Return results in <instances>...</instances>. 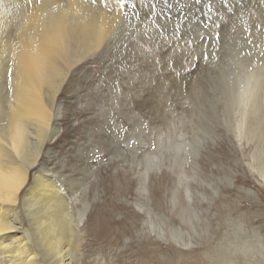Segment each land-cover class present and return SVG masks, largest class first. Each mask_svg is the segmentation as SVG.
Returning a JSON list of instances; mask_svg holds the SVG:
<instances>
[{"label": "rangeland", "instance_id": "1", "mask_svg": "<svg viewBox=\"0 0 264 264\" xmlns=\"http://www.w3.org/2000/svg\"><path fill=\"white\" fill-rule=\"evenodd\" d=\"M5 1L1 146L19 93V37L41 18H55L49 29L60 20L64 34L67 61L45 91L52 116L62 104L61 131L33 121L22 131L26 150L44 142L42 159L57 155L48 166L62 182L70 264H264V0ZM69 33L81 39L67 48ZM19 151L3 158L23 166ZM35 206L19 212L37 246Z\"/></svg>", "mask_w": 264, "mask_h": 264}, {"label": "bare ground", "instance_id": "2", "mask_svg": "<svg viewBox=\"0 0 264 264\" xmlns=\"http://www.w3.org/2000/svg\"><path fill=\"white\" fill-rule=\"evenodd\" d=\"M23 1L30 5L39 6L47 3L64 2L63 0ZM72 1L88 2L89 0H71L70 2ZM75 9L77 11L83 10L79 4L75 5ZM34 15L35 11H32L29 19L33 20ZM95 17H97L95 21L100 22L97 24L101 25L103 24L102 21H105L104 17L101 21L99 20V14ZM89 18L93 21L92 16L89 15ZM49 19L55 18H41V29L47 25ZM60 23L58 20L52 29L45 27L41 30L38 28L35 34L30 32L27 36L22 35L18 39L21 52L17 65L19 93L18 97L15 98L17 99L16 104L8 107L6 138L8 144L0 145V264H70V248L64 231L65 221L67 222L63 215L65 197L61 188L59 189L62 182L59 179V173L48 166L49 160L55 161L57 155L51 156L47 161L42 159L45 148L43 147L44 142L38 143L35 149L26 150L23 147L22 131V123L30 121L35 122L43 129L51 125L54 127L53 133L55 135L61 131V127H55V122L57 124L62 118L64 111L62 104L55 116H52L45 98V91L54 85L51 80L55 78V75L51 74L59 73L66 59L65 52L67 50H65V44L63 45L64 34ZM69 38H77V44H79L81 35L69 33L67 35V48H69ZM245 96L253 97L255 93H245L238 105L234 122H236V129L240 131L245 128L246 115L239 116V114L241 112L247 113L249 105V99ZM260 100L261 96H257L255 102ZM60 101L62 102L63 99ZM3 107V91L0 89V111ZM18 149H20L19 156L23 161V166L3 158L6 151L17 152ZM50 151L48 149L46 154H49ZM256 153L261 167H263L262 172H264V143L256 150ZM37 172L40 174L38 175ZM29 173H31L32 181L31 184L26 185L25 182H27ZM261 176L264 177V173ZM247 191L251 192V190ZM254 194L256 193L254 192ZM20 203H24V205L26 203L33 207L36 205L35 217L39 210L44 212L42 225L38 226V230L43 231V235L39 238L40 245L35 246L29 242L24 224L20 220ZM38 247L44 249L45 255L44 253L40 255Z\"/></svg>", "mask_w": 264, "mask_h": 264}, {"label": "snow or ice", "instance_id": "3", "mask_svg": "<svg viewBox=\"0 0 264 264\" xmlns=\"http://www.w3.org/2000/svg\"><path fill=\"white\" fill-rule=\"evenodd\" d=\"M98 2V0H92V3H97ZM205 58H207V57H205Z\"/></svg>", "mask_w": 264, "mask_h": 264}]
</instances>
